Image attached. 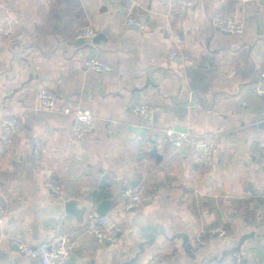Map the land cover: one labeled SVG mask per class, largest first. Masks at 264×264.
I'll use <instances>...</instances> for the list:
<instances>
[{
  "label": "crops",
  "instance_id": "crops-1",
  "mask_svg": "<svg viewBox=\"0 0 264 264\" xmlns=\"http://www.w3.org/2000/svg\"><path fill=\"white\" fill-rule=\"evenodd\" d=\"M119 1L101 12L98 0H0V135L5 117L22 123L10 146L0 138V189L9 212L0 225V264H41L21 257L11 239L37 246L59 234L73 243L69 264H125L147 240L141 230L153 226L165 235L145 245L134 264L170 255V264H233V252L227 251L246 235L236 251L243 264H264V95L252 92L264 59V3L195 0L178 16L177 0H127L123 6ZM219 12L243 23V33L217 31L212 18ZM128 14L142 16L146 28L127 25ZM89 25L107 40L75 46ZM20 43L28 63L15 56ZM172 49L188 60H170ZM93 58L112 70H87L85 62ZM41 89L57 94L53 109L36 106ZM138 105L157 107L154 119L134 115ZM79 109L90 111L97 123L80 139L72 130ZM168 128L187 129L191 142L175 152L164 134ZM207 132L217 138L212 162L203 166L194 144ZM36 139L43 151L37 165ZM254 142L262 161L253 155ZM153 147L164 157L160 163L149 155ZM101 170L114 188L146 180L157 194L135 211L111 208L121 229L113 245L85 231L87 213L112 199L99 190ZM50 181L60 193L46 187ZM68 201H77L85 214H68ZM218 227L226 229L225 236L212 232Z\"/></svg>",
  "mask_w": 264,
  "mask_h": 264
},
{
  "label": "built area",
  "instance_id": "built-area-1",
  "mask_svg": "<svg viewBox=\"0 0 264 264\" xmlns=\"http://www.w3.org/2000/svg\"><path fill=\"white\" fill-rule=\"evenodd\" d=\"M195 4V0H177L175 4L176 15H184L190 7ZM126 24L138 27V29L144 30L146 23L142 16H135L128 14L126 18ZM212 25L215 29L223 32H227L233 35L242 34L244 31V24L236 20L232 14L216 13L212 18ZM12 32V25H6L3 29V34L9 36ZM97 36L96 30L93 26H87L76 36L77 39H88ZM188 55L180 50L172 49L169 52V59L172 61H185L188 60ZM85 68L95 73H107L112 70V67L103 62L100 59H90L85 62ZM252 92L258 95H264V59L261 70L258 75L257 83L252 88ZM194 96H189V104L196 106ZM58 100L56 93L48 90L41 89L36 93V106L39 109L51 110L54 108ZM158 111L157 107L149 105H138L131 109L134 115L141 117L146 121H152ZM66 113H70L66 110ZM97 126L94 115L85 109H79L74 113L73 119V134L76 138H82L95 131ZM22 123L17 117H5L1 121V141L4 145L10 146L15 139V136L21 131ZM167 142L172 146L175 152H180L184 145L189 141L191 142L190 132H181L173 128H168L164 131ZM216 134L213 132H207L199 137L195 141V148H202L203 150L198 155V163L203 166L211 164L213 159V152L216 144ZM258 143H252L253 155L257 161L263 160ZM42 142L40 140H34L33 142V163L39 164L42 160ZM46 187L53 190L56 193H60V187L57 182L50 181L46 183ZM114 188V187H113ZM111 188L109 195L117 202L118 206L123 211H129L131 209H139L152 203L156 199V192L150 188L149 183L146 180L140 182L136 187H125L123 189ZM9 212L6 208L5 197L0 189V225H3ZM264 224V219H263ZM85 231L88 235L96 239L97 242L105 244L111 242L115 244L118 242V234L121 229L117 220L111 216L98 215L95 209L90 210L86 216ZM220 236L226 235V229L218 227L212 231ZM158 235L157 238H160ZM11 245L14 247L21 257L31 258L38 260L41 264H69V260L72 257L73 243L69 240L66 234H59L54 236L51 241L41 243L37 246H31L19 238H12ZM233 264H243L244 258L240 252H233ZM174 259V256H159L152 259L151 264H170Z\"/></svg>",
  "mask_w": 264,
  "mask_h": 264
},
{
  "label": "water",
  "instance_id": "water-1",
  "mask_svg": "<svg viewBox=\"0 0 264 264\" xmlns=\"http://www.w3.org/2000/svg\"><path fill=\"white\" fill-rule=\"evenodd\" d=\"M99 1V5H100V11H108L109 5L113 6L116 4L117 0H98ZM127 0H123V1H119V5H125ZM261 3H264V0L261 1ZM135 29H138V27L134 26ZM217 31H219L221 34L223 35H230V33L227 32H223L217 29ZM107 39L102 35L99 34L94 38H88V39H78L75 43H73L75 46H90V45H100L102 41H106ZM19 47H15L14 48V53L15 56L18 58H21L23 61L28 63L27 57L28 55L25 54L24 52V48L22 47V44L20 43V45H18ZM17 48V49H16ZM23 48V49H22ZM26 50V49H25ZM34 79H36V77L34 76V74H31L29 76V81H33ZM39 79V77H38ZM152 84L151 81L149 80L144 87H142L141 89H137V92L141 93L144 92V90L147 89L148 85ZM178 131L181 132H187V129L184 128H178ZM203 149L200 148V152ZM149 155L154 157L156 159L157 162H161L163 161V156L159 154L157 147H153L152 149H150L149 151ZM101 174V179H100V185H99V190L103 191V192H110L111 188L113 187V182L110 180V174L104 172L103 170L100 171ZM136 182H134L132 184L133 187H136ZM89 201H91V199H89ZM78 202L77 201H68L66 203V212L70 215L76 216V217H81L82 215L85 214L86 209L83 208H79L78 207ZM118 204L117 202H115L113 199H104L102 200L99 204H97L96 206V213L98 215H107L109 214L110 210L112 207H116ZM131 211H135V209H131ZM141 234L142 236H144L147 240L143 243H141L139 245L140 248V253H138L133 260L129 261L128 263L125 264H134L135 262H137V259L139 258V255L141 253H143L145 251V245H150L152 244L155 240L157 235H162L164 236V232L163 229L159 226H153V227H146L144 229L141 230ZM254 235V234H252ZM120 233L118 234V238H120ZM186 238V237H185ZM184 238V239H185ZM249 238V235H246L244 237H242V239L240 240L238 246L234 249H232L231 251H227V252H235V251H240L241 246L244 244V242ZM186 240V239H185ZM106 245H113L111 242H106ZM187 246V250L190 249L191 251L193 250V246L191 244L186 243L185 244ZM227 252L225 254H227Z\"/></svg>",
  "mask_w": 264,
  "mask_h": 264
},
{
  "label": "trees",
  "instance_id": "trees-1",
  "mask_svg": "<svg viewBox=\"0 0 264 264\" xmlns=\"http://www.w3.org/2000/svg\"><path fill=\"white\" fill-rule=\"evenodd\" d=\"M100 197L97 195H95V200L97 201Z\"/></svg>",
  "mask_w": 264,
  "mask_h": 264
}]
</instances>
